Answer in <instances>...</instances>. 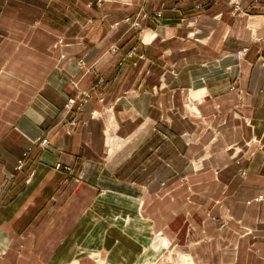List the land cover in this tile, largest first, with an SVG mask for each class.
Returning a JSON list of instances; mask_svg holds the SVG:
<instances>
[{"label":"crops","instance_id":"crops-1","mask_svg":"<svg viewBox=\"0 0 264 264\" xmlns=\"http://www.w3.org/2000/svg\"><path fill=\"white\" fill-rule=\"evenodd\" d=\"M239 1L244 12L233 15L232 0H0V264H169L126 252L138 242L122 232L155 228L171 237L186 231L189 215L197 231L201 219L210 231L208 197L218 198L222 185L233 215L257 235L258 254L243 240L236 264H264V0ZM159 9L162 17L143 21L141 34L123 22ZM193 28L199 34L189 39ZM112 43L119 52H107ZM243 46L249 50L238 60ZM82 57L92 71L79 66ZM99 77L104 82L66 132L67 98ZM45 136L46 149L34 143ZM253 136L263 149L253 143L247 151L254 155L235 160L228 146ZM191 160L202 169L188 170ZM241 168L249 169L245 176ZM161 183L148 197L138 192ZM104 188L114 198L138 196L115 206L100 196ZM127 215L135 218L126 225L104 218ZM201 253L197 264H234L232 252L221 259Z\"/></svg>","mask_w":264,"mask_h":264},{"label":"rangeland","instance_id":"rangeland-1","mask_svg":"<svg viewBox=\"0 0 264 264\" xmlns=\"http://www.w3.org/2000/svg\"><path fill=\"white\" fill-rule=\"evenodd\" d=\"M240 7L242 8V11L244 12L243 7L241 5H240ZM140 11H142V10H140ZM140 11H139V13H140ZM143 11H145V10H143ZM232 11H234V6H232V8H231V13H232ZM239 14H241V12L240 13L237 12L233 15H239ZM128 16H131V15H128ZM124 19H123V22H124ZM118 24L119 23H114L112 26H118ZM127 24L130 25L131 29L136 30L138 32V34H141L146 29L144 23H143L142 29L141 28L135 29L134 27L131 26V23H127ZM188 26H194V24H189ZM199 31H200L199 29L193 28L190 30L187 37L189 39H191L192 37L195 38L199 34L198 33ZM244 47H247V46H243L241 48H244ZM240 49H238V50H240ZM238 50L235 52V56L238 60H240L242 58L239 59L236 55ZM248 50H249V47H247V51L245 52L244 56L247 54ZM119 51H120V45L118 43H112L107 49L108 53H117ZM135 54H136V50L132 49L131 51H129L127 53V55L125 56V59L129 58L130 56H135ZM138 58L143 59L144 54L138 55ZM124 60L120 61L119 64H123ZM263 60H264V56L260 61L262 62ZM78 64L82 69H85L86 72L92 71V67L88 66V63L84 57L78 59ZM0 70H1V68H0ZM103 82H104L103 77H99L91 89L81 91L77 95L67 98V100L64 104L65 113L68 115V117L71 114H73V116L69 117V121L67 122V125H66V132L71 133L72 131H74L75 127L78 124V118H77L78 113L80 111H82L84 105L92 98L93 94L98 91L97 87L100 86ZM85 92H89V94H90V98L88 99V101L86 103H84L83 106L79 105V106H81L79 109L74 108L71 111L67 112L66 111V104L69 101V99L77 98ZM98 99L100 102H102L104 100L103 99V93H101V92L99 93ZM184 107H185V109L188 110V113L190 115H193L197 118H200L199 111H197V109H195V106L192 103L185 104ZM74 120H76V124L72 125V121H74ZM45 137H47V136H45ZM45 137H41L39 139H42ZM246 140L243 142V144L232 143L230 146H228V150L232 151V155L234 156L233 158L235 160L240 158L241 155H243V154H245V155L249 154V156L254 155L255 153L253 151L252 152L247 151L248 147H250L253 143H255V146H256L255 150L256 151H260L261 149H263V143L260 140H258L257 138H255L254 136L251 137L248 141H246ZM35 143L39 145L37 140ZM107 143L109 145L110 151H112L114 148V139L111 136L110 132H108ZM48 147H49V138H48ZM44 149H46V148H44ZM30 152H31V149L29 150V154H30ZM29 154L26 158V164H27V161L29 158ZM189 163H190L191 167L188 170H190L192 172H197V171L202 169L199 165H197V162L194 160L189 161ZM16 165H17V163H16ZM25 167H26V165L21 169H18L17 167H15V169L18 172H22L25 170ZM54 168L58 171H65L66 173H69V174L73 173V171H74V168L72 166L63 165L62 163H57L54 166ZM218 170L219 169H216V172ZM248 171H249V169L241 168L240 169V175L245 176ZM34 174H35V170H32L26 179V183L29 184L32 181ZM181 174H182V172H181ZM182 178L187 179L186 175H183ZM166 185L167 184H165V183H161L159 185H157V184L150 185V188H153V191H150V192H148L149 191L148 185H144L145 190L139 189L138 192H139V194L142 193L141 195H143L144 193L147 192L146 197H148L153 192L154 193L158 192L161 188L165 187ZM186 185L188 187V191H189L190 196L193 195L194 193H196L195 188L192 184H186ZM225 186L226 185H222L223 190H221V193H220L218 198H216V199L210 198L209 199V197H208V200L209 201L211 200L210 202H211V205L213 206V209H214L213 210L214 212L212 210L208 211V213L206 215L207 219H210L211 222L214 223L213 224L214 228L210 229V231L208 230V227L206 228V224H205L206 220L205 219H201V230L197 231L196 226L194 225V222L192 221L193 220L192 216L189 215V216H187V222L188 223H187L186 231L184 233L174 232L173 236H171V237H167L166 234H163L160 230H155V228H153L152 230L147 229V231H145V232H141V231L130 232V230L123 231L122 235L126 236V238L128 240L130 239L129 241L135 240L138 242V248L137 249L133 250V249H129L128 247H126V248L123 247V249L126 252H130L132 255L142 256L143 257L142 259H144V260L147 257L148 259L153 261L152 263H158L160 261L159 263L166 262L169 264H197L194 260V256L196 255V252L198 255H200L199 252L201 253V251H202L201 254L203 256L211 255V256L215 257L218 255V257H217L218 259H221L227 255L230 256L231 252H232V259H233L232 261L234 264H236L237 259H238L239 249H240L239 242L241 243L243 240H245V242L247 244V249L251 253L258 254L257 253L258 249H257L256 243H254L257 239L255 229L253 227L245 224L241 218L233 215V213L231 212L230 208L227 206V204L224 200L225 199V193H223V192L225 190ZM113 192H115V191H110L109 189L104 188V189H101L99 193H100L101 197H105L106 202H109L112 205L120 206V207L131 206L130 198H132V196H135V197L138 196V195L137 196L135 195V194H137L136 193L137 191H136V192H132L130 194L118 195V197H123V198H117V196H116V198H114ZM124 197H126L127 199H124ZM259 199H263V197H259ZM0 202H1V200H0ZM134 202H135V204L137 203L138 209H140L141 204H143L144 201L140 199L138 202H136V201H134ZM216 208L218 209V212H217V214H214ZM139 217L141 218V216H139ZM95 218L98 219L99 217H95ZM104 218H105V222H107V223L111 222V224H114L115 221H117V222H121L122 224L126 225V224L131 223V221L135 217L127 215V216H123V217L111 216V217H104ZM144 219H145V217H144ZM124 229L127 230V226ZM80 251H81V253H83V254L87 253V255L92 256V257H96L98 255L95 251H90L87 248H80ZM4 255H5V248L0 247V256L2 257ZM188 259H191L192 262L189 263ZM139 262H140V260H139ZM63 264H65V263H63ZM138 264H140V263H138ZM148 264H150V263H148ZM204 264H207V263H204ZM212 264H215V263H212Z\"/></svg>","mask_w":264,"mask_h":264},{"label":"built area","instance_id":"built-area-1","mask_svg":"<svg viewBox=\"0 0 264 264\" xmlns=\"http://www.w3.org/2000/svg\"><path fill=\"white\" fill-rule=\"evenodd\" d=\"M232 4L234 6V11H232L233 14H235L237 12L238 13H240V12L242 13L243 12L242 11V8L240 7L241 4H240V1L239 0H232ZM161 17H162V11H161V9L156 10V11H152V12L151 11H143L142 10V11H140V13L136 17L127 16L124 19V22L131 23V26L134 27L135 29H140V28L142 29V27H143V21L154 20L155 18H161ZM246 51H247V47L241 48L236 53L237 57L239 59L240 58H243ZM261 65L264 67V60L261 62ZM89 98H90L89 92H85V93H83L82 95H80L77 98H71V99H69V101L66 104V111L67 112L68 111H71L74 108L79 109L81 107L79 105H82L83 106L84 103H86ZM75 124H76V120L72 121V125H75ZM36 140L38 141L39 145L42 148H47L48 147V138L47 137L42 138V139H36ZM36 140L34 141V143L36 142ZM29 150H30V147L27 150H25L22 153V156L18 159L17 165H16V167L18 169H21V168H23L26 165V158H27V156L29 154Z\"/></svg>","mask_w":264,"mask_h":264}]
</instances>
